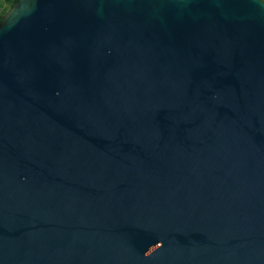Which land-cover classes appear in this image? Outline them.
Segmentation results:
<instances>
[{"label": "water", "instance_id": "95a60500", "mask_svg": "<svg viewBox=\"0 0 264 264\" xmlns=\"http://www.w3.org/2000/svg\"><path fill=\"white\" fill-rule=\"evenodd\" d=\"M0 264H264V0H17Z\"/></svg>", "mask_w": 264, "mask_h": 264}, {"label": "trees", "instance_id": "16d2710c", "mask_svg": "<svg viewBox=\"0 0 264 264\" xmlns=\"http://www.w3.org/2000/svg\"><path fill=\"white\" fill-rule=\"evenodd\" d=\"M17 0H3L5 3V7L3 8L2 12L0 13V20L2 19V16L4 13L16 2Z\"/></svg>", "mask_w": 264, "mask_h": 264}, {"label": "rangeland", "instance_id": "374dc122", "mask_svg": "<svg viewBox=\"0 0 264 264\" xmlns=\"http://www.w3.org/2000/svg\"><path fill=\"white\" fill-rule=\"evenodd\" d=\"M5 3L3 2V0H0V13L2 12L3 8L5 7Z\"/></svg>", "mask_w": 264, "mask_h": 264}]
</instances>
